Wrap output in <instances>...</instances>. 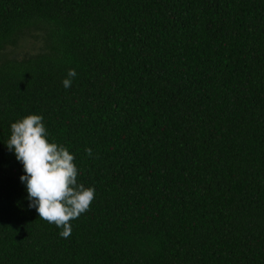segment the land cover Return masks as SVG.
<instances>
[{
  "label": "trees",
  "instance_id": "1",
  "mask_svg": "<svg viewBox=\"0 0 264 264\" xmlns=\"http://www.w3.org/2000/svg\"><path fill=\"white\" fill-rule=\"evenodd\" d=\"M31 114L95 188L68 238L6 146ZM0 264H264V0H0Z\"/></svg>",
  "mask_w": 264,
  "mask_h": 264
},
{
  "label": "clouds",
  "instance_id": "2",
  "mask_svg": "<svg viewBox=\"0 0 264 264\" xmlns=\"http://www.w3.org/2000/svg\"><path fill=\"white\" fill-rule=\"evenodd\" d=\"M77 73L69 69L62 80L65 89L72 86ZM43 116L31 114L12 123L11 136L6 142L9 151L22 163L29 208H34L39 219L61 228L62 238L70 237V221L90 210L95 199V188L78 183V168L74 155L63 146L49 142ZM89 157L93 150L86 149Z\"/></svg>",
  "mask_w": 264,
  "mask_h": 264
},
{
  "label": "rangeland",
  "instance_id": "3",
  "mask_svg": "<svg viewBox=\"0 0 264 264\" xmlns=\"http://www.w3.org/2000/svg\"><path fill=\"white\" fill-rule=\"evenodd\" d=\"M23 46L25 47V44L24 45L22 44L18 50L21 51L23 49Z\"/></svg>",
  "mask_w": 264,
  "mask_h": 264
}]
</instances>
